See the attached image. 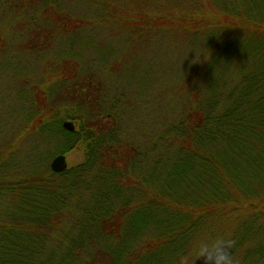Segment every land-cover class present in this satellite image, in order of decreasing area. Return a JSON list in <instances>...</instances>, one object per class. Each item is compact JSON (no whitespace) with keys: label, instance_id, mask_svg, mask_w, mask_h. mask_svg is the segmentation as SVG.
Here are the masks:
<instances>
[{"label":"trees","instance_id":"obj_1","mask_svg":"<svg viewBox=\"0 0 264 264\" xmlns=\"http://www.w3.org/2000/svg\"><path fill=\"white\" fill-rule=\"evenodd\" d=\"M148 43L159 64L131 55ZM51 51L77 75L36 77L26 57ZM12 63L29 76L0 137V264H178L205 231L264 264V0H0Z\"/></svg>","mask_w":264,"mask_h":264},{"label":"rangeland","instance_id":"obj_2","mask_svg":"<svg viewBox=\"0 0 264 264\" xmlns=\"http://www.w3.org/2000/svg\"><path fill=\"white\" fill-rule=\"evenodd\" d=\"M23 39H26V37L23 36ZM131 49L132 48H130V50ZM163 51H164L163 45H158V44L152 45L150 43L143 45L139 44L138 50L133 49L131 55L136 56L134 58H136L137 62L141 64L149 57H153L155 58V60L157 58L161 59V61L156 60V62L159 64V62H162ZM25 61H28L30 66L36 69L35 71L36 77L38 76L40 77L46 71L51 72V70L57 71L58 69H63V73L67 78L68 77L67 73L72 71L73 66L74 68L76 67V63H79L77 62V60L70 59L69 57L56 59V56L54 55L53 51L48 53L46 57L43 56L41 53L38 54L30 53L28 57H26ZM163 65L165 66L164 61H163ZM11 67L12 69L8 67L7 69L5 68V70L2 71L3 74L0 76L1 79L0 80V137H3V135L8 132L12 134V132H15L21 124V121L18 120L17 114H15L16 111H14V109H15V104L18 102L17 95L19 94L21 87H23V85L25 84V81L27 79L26 77L29 76L26 75L23 67L21 69L20 67L16 68L15 63H12ZM158 67L161 76H163L164 72L162 71V67L160 65H158ZM112 70L115 71L116 69L112 67L111 71ZM75 75H77V72L76 73L73 72L72 75H70L68 78H71L72 76L74 77ZM117 81L127 83L130 80L124 76H118ZM34 85H37V83H35ZM70 86L71 85H67V88H70ZM64 157L67 167L75 165L76 163L80 162L82 159L81 150L79 147H76L69 153L65 154ZM52 159L53 158L50 159L49 163L51 162Z\"/></svg>","mask_w":264,"mask_h":264},{"label":"clouds","instance_id":"obj_3","mask_svg":"<svg viewBox=\"0 0 264 264\" xmlns=\"http://www.w3.org/2000/svg\"><path fill=\"white\" fill-rule=\"evenodd\" d=\"M234 241L227 233L205 231L198 235L189 249L179 257L178 264H195L197 259L202 264H240L233 255Z\"/></svg>","mask_w":264,"mask_h":264},{"label":"water","instance_id":"obj_4","mask_svg":"<svg viewBox=\"0 0 264 264\" xmlns=\"http://www.w3.org/2000/svg\"><path fill=\"white\" fill-rule=\"evenodd\" d=\"M63 126L68 130L74 129V125L70 121L64 122ZM50 168L53 172L57 173L64 171L67 168L64 155L55 156L50 162Z\"/></svg>","mask_w":264,"mask_h":264}]
</instances>
